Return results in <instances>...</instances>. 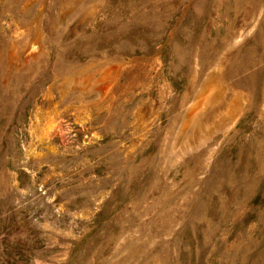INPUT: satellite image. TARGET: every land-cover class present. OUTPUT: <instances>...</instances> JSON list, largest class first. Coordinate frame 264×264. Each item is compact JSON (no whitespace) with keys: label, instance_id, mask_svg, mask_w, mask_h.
Listing matches in <instances>:
<instances>
[{"label":"rangeland","instance_id":"rangeland-1","mask_svg":"<svg viewBox=\"0 0 264 264\" xmlns=\"http://www.w3.org/2000/svg\"><path fill=\"white\" fill-rule=\"evenodd\" d=\"M0 264H264V0H0Z\"/></svg>","mask_w":264,"mask_h":264}]
</instances>
